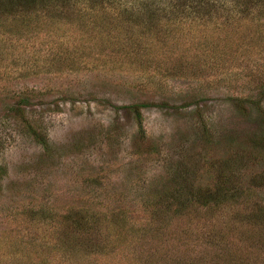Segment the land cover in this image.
<instances>
[{
  "label": "rangeland",
  "instance_id": "374dc122",
  "mask_svg": "<svg viewBox=\"0 0 264 264\" xmlns=\"http://www.w3.org/2000/svg\"><path fill=\"white\" fill-rule=\"evenodd\" d=\"M174 2L78 3L35 16L23 34L16 19L0 26V264H264V226L241 221L251 203L264 204V181L248 191L264 173L254 149L264 133V15L218 12V0L187 20L174 17ZM106 29L125 31L117 35L131 56L104 41ZM204 39L227 53L224 64L200 55ZM150 41L140 63L137 46ZM141 103L151 104L141 109L143 137L125 108ZM238 153L246 158L235 206L149 208L175 187V172L186 170L185 186H212L219 163ZM82 208L148 233L131 250L71 257L57 249L62 217Z\"/></svg>",
  "mask_w": 264,
  "mask_h": 264
},
{
  "label": "trees",
  "instance_id": "16d2710c",
  "mask_svg": "<svg viewBox=\"0 0 264 264\" xmlns=\"http://www.w3.org/2000/svg\"><path fill=\"white\" fill-rule=\"evenodd\" d=\"M106 1L108 2L109 0ZM230 1L232 2V5L228 3ZM88 2H92V4H89ZM94 2H99L98 6L99 4H102V0H0V26L6 21L16 19L19 23H25V26L23 27V30L15 27L14 32L23 34L24 28L32 27L31 20L35 16H55L61 9L70 8L71 4L82 3L81 5L98 7L93 5ZM206 2H212L215 6L218 0H175L174 4H176L178 12L175 13L174 17L183 18L184 16L188 20L194 16L198 20H202L206 12L208 13L207 7H202L207 5ZM219 2L220 6L218 12L233 9L246 14L257 11L258 13L260 12L261 16L264 15V0H219ZM145 8L147 9L148 7ZM124 32L123 29L117 30V33ZM105 33H103V35L106 36L104 41H106L111 47L117 46V53L119 55L131 56V53L128 52L124 46L128 44H123L122 42V39L127 36L120 38L117 33H114L110 29H106ZM112 34L116 35L117 42L114 41L115 39ZM207 40L208 39H204V47H202L204 50L200 52V55H203L204 59L207 61L211 60L214 64H217V61L218 63L224 64L227 53L222 50L219 44L215 47V43H211V41L208 42L212 48L208 49ZM173 42L174 44H171V46L176 47V49L182 45L178 40H174ZM175 43L178 46H176ZM137 47L140 51L139 57L134 56V58L140 59V63H147L149 61V52L152 50L151 41L145 43L142 47L139 45ZM181 64L185 66L184 61H182ZM142 68L147 70L148 67L143 66ZM28 98V95H24L21 103L28 104ZM150 105L151 104L148 103H141L125 107L135 116L136 122L140 127V137H143V117L141 109L147 108ZM255 105H259V102ZM20 113H24V111L20 110ZM23 118H25V114H23ZM25 130L33 136L37 144L43 146L45 149L49 148V144L41 131L26 119ZM255 141L256 144L254 149L260 151L262 157H264V133L261 136H256ZM244 158H246L244 155L238 153L235 157H227L226 160L219 163L217 173L214 176L215 181L212 186L206 187L200 184L198 186H185L188 184V179L185 173L186 170L184 171L185 174L180 171L175 172L174 178L172 177L175 182V187H171V189L161 192V194L158 195L160 199L159 201L156 202L154 199L151 200V206L149 205V208H155L157 205L160 208L161 206L169 208L170 206L175 205L178 206V210L189 215L191 214V210L195 209V211H197L200 207L209 208L213 206L219 208L221 205L228 202H231L233 206H235V204L239 203L238 199L243 196V190L240 189L238 184L240 181L239 177L241 176L238 171L244 169V166L242 165ZM250 158H252V155H250ZM188 170L190 171V169ZM5 174L6 169L0 166V178L4 177ZM184 181L185 184L183 183ZM263 181L264 173H259L254 177V181H251L248 191L253 192ZM244 192L247 194L245 189ZM155 199H157V197ZM119 215L122 218H120ZM62 218L64 228L63 232L58 236L59 242L57 243V249L71 257L76 256V252L97 254L102 253L101 251L103 250L106 251L112 248L113 252L116 250H131L135 243L137 244L141 241L140 237H145L148 233V230L143 229L147 227L141 226L134 228L121 214L108 215L105 212L82 208L77 211H68V213ZM241 221L251 228L264 226V204L257 202L251 203L249 206V213L245 216V220ZM102 233H105L103 234L104 237H101L103 236ZM104 254H106V252ZM31 258L29 257V259ZM132 258L133 256H131L130 259ZM147 260H149V258H147L146 261Z\"/></svg>",
  "mask_w": 264,
  "mask_h": 264
}]
</instances>
